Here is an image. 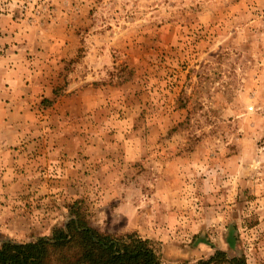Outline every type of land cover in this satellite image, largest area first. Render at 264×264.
Wrapping results in <instances>:
<instances>
[{
	"label": "rangeland",
	"instance_id": "rangeland-1",
	"mask_svg": "<svg viewBox=\"0 0 264 264\" xmlns=\"http://www.w3.org/2000/svg\"><path fill=\"white\" fill-rule=\"evenodd\" d=\"M8 12L0 245L79 211L165 264L216 249L264 264V0H0Z\"/></svg>",
	"mask_w": 264,
	"mask_h": 264
},
{
	"label": "trees",
	"instance_id": "trees-1",
	"mask_svg": "<svg viewBox=\"0 0 264 264\" xmlns=\"http://www.w3.org/2000/svg\"><path fill=\"white\" fill-rule=\"evenodd\" d=\"M230 245L233 243L230 241ZM0 264H165L150 238L135 232L107 233L92 226L75 211L51 236L28 241L5 240L0 245ZM180 264H247L243 255H230L216 249L194 263Z\"/></svg>",
	"mask_w": 264,
	"mask_h": 264
},
{
	"label": "crops",
	"instance_id": "crops-1",
	"mask_svg": "<svg viewBox=\"0 0 264 264\" xmlns=\"http://www.w3.org/2000/svg\"><path fill=\"white\" fill-rule=\"evenodd\" d=\"M2 20H4L5 22L4 21L1 22ZM16 21H17L16 19L12 18V13L11 12L1 13L0 14V25L2 26V28L5 29V31H7L8 28H10L11 30L13 28H15L17 26L16 25L17 24ZM26 33H28L26 31V27L22 28L20 30L19 35H21V39L24 38V35ZM17 36H18V34H16V40H17ZM27 36L28 35H25V37H27ZM10 45H12V47L7 48V50L12 51L14 47H18L20 44L12 43ZM4 46L6 47V45L4 43H0V50H2ZM15 55L17 56V54H15ZM7 59H11L12 60V57L11 58H6L4 55L0 56V81H1L0 82V89L2 88V90H1L2 93H0V100H2V98H5V97L9 96V92L6 91V82L9 79H12V76H13V74L15 72L14 71L15 66L17 65V62H15V65H12L11 67H9V66L5 67L4 65L7 63ZM7 68L10 69V71H7ZM25 76H27V75H25ZM23 77H24V75H23ZM23 77H22V79H23ZM25 79H28V77H26ZM3 83H4L5 86L2 85ZM8 113H9V117H8ZM1 114H0V119L3 120V122H1V126L3 128H5L6 133H7V129L8 128L10 130L12 129V123H11V121H12V111H11V109H8L7 105H5V111H4L5 118L2 117ZM5 142L7 144V138H6V141H5V138H2L0 140V143H5ZM9 173H10V169H8L7 167L5 169H0V175H2V176H4V175L7 176V175H9Z\"/></svg>",
	"mask_w": 264,
	"mask_h": 264
}]
</instances>
